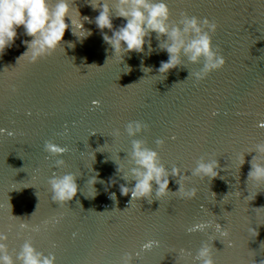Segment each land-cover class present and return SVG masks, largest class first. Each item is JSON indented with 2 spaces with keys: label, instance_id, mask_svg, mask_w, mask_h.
I'll return each mask as SVG.
<instances>
[{
  "label": "water",
  "instance_id": "1",
  "mask_svg": "<svg viewBox=\"0 0 264 264\" xmlns=\"http://www.w3.org/2000/svg\"><path fill=\"white\" fill-rule=\"evenodd\" d=\"M0 264H264V0H0Z\"/></svg>",
  "mask_w": 264,
  "mask_h": 264
}]
</instances>
